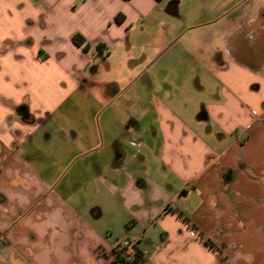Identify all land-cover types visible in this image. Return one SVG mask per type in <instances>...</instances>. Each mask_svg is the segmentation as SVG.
Wrapping results in <instances>:
<instances>
[{"label": "crops", "instance_id": "obj_1", "mask_svg": "<svg viewBox=\"0 0 264 264\" xmlns=\"http://www.w3.org/2000/svg\"><path fill=\"white\" fill-rule=\"evenodd\" d=\"M124 238L264 264V0H0V264Z\"/></svg>", "mask_w": 264, "mask_h": 264}, {"label": "trees", "instance_id": "obj_2", "mask_svg": "<svg viewBox=\"0 0 264 264\" xmlns=\"http://www.w3.org/2000/svg\"><path fill=\"white\" fill-rule=\"evenodd\" d=\"M117 21H121V16H118L116 18ZM72 41L79 47H82L84 51H89L90 50V44L87 42L86 38L80 34L76 33L72 37ZM96 52L97 55L106 58L109 55V49L108 46L105 43H99L96 46ZM26 117V115H24ZM124 261L126 264H139L143 260V254L141 250H139L137 247L135 248V257L134 258H127V257H120L116 258V261Z\"/></svg>", "mask_w": 264, "mask_h": 264}, {"label": "built area", "instance_id": "obj_3", "mask_svg": "<svg viewBox=\"0 0 264 264\" xmlns=\"http://www.w3.org/2000/svg\"><path fill=\"white\" fill-rule=\"evenodd\" d=\"M135 248V240L124 238L117 242V244L113 247L111 253L115 258H120L124 256L132 259L135 257Z\"/></svg>", "mask_w": 264, "mask_h": 264}]
</instances>
